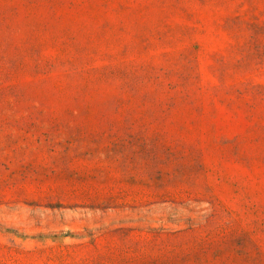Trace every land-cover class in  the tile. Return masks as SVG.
Wrapping results in <instances>:
<instances>
[{"label": "rangeland", "instance_id": "obj_1", "mask_svg": "<svg viewBox=\"0 0 264 264\" xmlns=\"http://www.w3.org/2000/svg\"><path fill=\"white\" fill-rule=\"evenodd\" d=\"M0 264H264V0H0Z\"/></svg>", "mask_w": 264, "mask_h": 264}]
</instances>
